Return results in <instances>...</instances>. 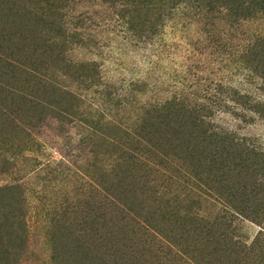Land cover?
Instances as JSON below:
<instances>
[{
  "label": "rangeland",
  "instance_id": "1",
  "mask_svg": "<svg viewBox=\"0 0 264 264\" xmlns=\"http://www.w3.org/2000/svg\"><path fill=\"white\" fill-rule=\"evenodd\" d=\"M191 7L0 0V264H264V13Z\"/></svg>",
  "mask_w": 264,
  "mask_h": 264
},
{
  "label": "trees",
  "instance_id": "2",
  "mask_svg": "<svg viewBox=\"0 0 264 264\" xmlns=\"http://www.w3.org/2000/svg\"><path fill=\"white\" fill-rule=\"evenodd\" d=\"M171 4H187L192 8L193 12L198 16H205V13H210L214 9L221 7L226 9V11H230L234 16L243 12L242 9H250L253 8L255 12L264 13V0H169ZM249 4L245 6V3ZM172 7V6H171ZM240 12H239V11ZM54 108H57L54 106ZM62 111V112H61ZM61 113L70 115L73 110L67 108L66 110L62 109ZM225 138L226 136L220 135V138Z\"/></svg>",
  "mask_w": 264,
  "mask_h": 264
}]
</instances>
